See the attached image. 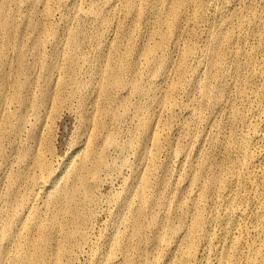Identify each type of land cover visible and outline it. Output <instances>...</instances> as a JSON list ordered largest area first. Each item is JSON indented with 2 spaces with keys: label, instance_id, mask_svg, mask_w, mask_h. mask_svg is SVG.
I'll use <instances>...</instances> for the list:
<instances>
[{
  "label": "rangeland",
  "instance_id": "rangeland-1",
  "mask_svg": "<svg viewBox=\"0 0 264 264\" xmlns=\"http://www.w3.org/2000/svg\"><path fill=\"white\" fill-rule=\"evenodd\" d=\"M177 1L0 0V264H264V0Z\"/></svg>",
  "mask_w": 264,
  "mask_h": 264
},
{
  "label": "bare ground",
  "instance_id": "bare-ground-1",
  "mask_svg": "<svg viewBox=\"0 0 264 264\" xmlns=\"http://www.w3.org/2000/svg\"><path fill=\"white\" fill-rule=\"evenodd\" d=\"M179 1V3H178V5H176L175 7H172L171 9H170V7H171V5L169 6V9H168V11H170V17H171V19L170 18H168L167 20H165V25L167 26V27H170L172 24H174L175 23V20H176V18L179 16V14H180V12H181V7L184 5V4H186L185 2H187V0H178ZM177 1V2H178ZM161 37L163 38L164 37V34H161ZM161 38V39H162ZM73 40H74V43H76L77 41H76V39H77V37H76V35H73V38H72ZM154 52H153V48H151V47H147L146 49H145V51H144V56H151L152 54H153ZM109 85H111V82L110 83H108ZM113 85H115L116 84V82L114 81L113 83H112ZM118 84V83H117ZM101 166V165H100ZM99 166V167H100ZM216 180H217V177L216 178H212L211 179V181H210V185L211 184H215V182H216ZM198 224V222L196 223V225ZM193 229V228H192ZM41 252H42V249L41 248H38V254H41Z\"/></svg>",
  "mask_w": 264,
  "mask_h": 264
}]
</instances>
